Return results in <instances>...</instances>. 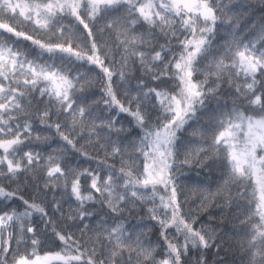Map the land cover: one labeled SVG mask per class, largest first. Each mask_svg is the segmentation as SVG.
<instances>
[{
    "label": "snow or ice",
    "instance_id": "obj_1",
    "mask_svg": "<svg viewBox=\"0 0 264 264\" xmlns=\"http://www.w3.org/2000/svg\"><path fill=\"white\" fill-rule=\"evenodd\" d=\"M0 264H264V0H0Z\"/></svg>",
    "mask_w": 264,
    "mask_h": 264
}]
</instances>
